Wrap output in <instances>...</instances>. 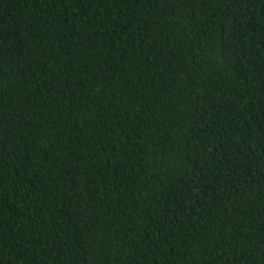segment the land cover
Instances as JSON below:
<instances>
[{
	"label": "trees",
	"instance_id": "trees-1",
	"mask_svg": "<svg viewBox=\"0 0 264 264\" xmlns=\"http://www.w3.org/2000/svg\"><path fill=\"white\" fill-rule=\"evenodd\" d=\"M0 264H264V0H0Z\"/></svg>",
	"mask_w": 264,
	"mask_h": 264
}]
</instances>
